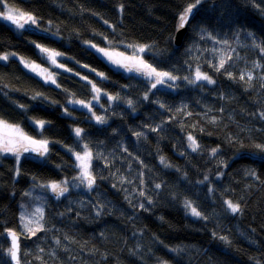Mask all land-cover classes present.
<instances>
[{"label":"trees","instance_id":"1","mask_svg":"<svg viewBox=\"0 0 264 264\" xmlns=\"http://www.w3.org/2000/svg\"><path fill=\"white\" fill-rule=\"evenodd\" d=\"M190 2L0 0V11L12 5L50 33L0 19V55L41 62L39 45L60 52L68 68L53 69L51 83L18 59L0 61V120L48 141L41 159L0 158V264H11L9 229L20 234V264H264V151L257 147L264 145V54L253 46L264 44V0H202L176 46L179 15ZM130 45L147 46L143 60L178 79L152 88L154 79L98 51ZM222 56L232 59L217 72ZM256 62L262 67L254 69ZM197 68L215 83H189ZM92 84L117 98L102 97L91 112L70 104L92 102ZM85 145L91 190L72 186L73 156ZM63 180L68 192L38 202L43 230L21 233L22 209L37 203L38 187ZM186 200L202 217L191 215ZM226 200L242 211L231 213Z\"/></svg>","mask_w":264,"mask_h":264},{"label":"snow or ice","instance_id":"2","mask_svg":"<svg viewBox=\"0 0 264 264\" xmlns=\"http://www.w3.org/2000/svg\"><path fill=\"white\" fill-rule=\"evenodd\" d=\"M202 2V0H194V2H190L188 3L187 7L184 8L183 12L179 15V28H184V26L187 24L190 16L193 15V11L194 9H196L198 7V5H200ZM4 8L6 9L5 11H0V17H2L4 20L11 22L12 24L16 25L18 28H23L25 23H31V24H36L37 23V19L35 16L28 14V13H24L21 10L16 9L14 6L9 5L7 3L4 4ZM121 11H123V5H121L120 8ZM21 20H23L24 22L21 23ZM105 23H107V21H105ZM249 35H252L251 33H249ZM93 47H96L95 45H92ZM131 47H135L136 50L140 53H143L147 46L145 45H136V46H132ZM254 47L258 48L260 50V52L262 54H264V44H256L254 43L253 45ZM37 47H39V45H37ZM41 51L43 52H49V58L52 60V62L55 64V56L59 55V53H55L50 51L49 49H45L42 48ZM98 51L103 52L106 56H108V58L110 60L113 61V63H117L119 64L121 67L126 68L128 71H136L138 73L143 74V76H145L146 78H148L149 80H153L154 82L151 84L152 88H156L157 85H161L165 83V80H169V81H175L176 79H178V77L172 75L169 72H163V71H158L156 68H154L151 64L147 63L146 61H144L142 58L138 57V56H132V57H124V60L128 61V63H123L121 60H116L113 59V54L107 52L105 49H98ZM120 56H123L122 53L117 54ZM8 57L7 56H0V59H4L6 60ZM232 57L228 56L227 59H225V57H221L219 59V62L217 65H213L214 70L217 72H220L221 70L227 71V69L225 68V65L227 63L228 60H231ZM28 66V65H26ZM36 66H33V68H35ZM262 67L260 63L256 62L254 63V69L255 68H260ZM228 76L231 78L232 77V73L228 72L227 73ZM98 75H102V74H98ZM247 75V82L249 83V85L251 86V81L253 80V74L251 71L246 73ZM86 79V78H85ZM184 79H188V77H184ZM240 80H245V74L240 75L239 77ZM262 80H264V76L261 77ZM207 81L209 84L215 83V81L211 78V76H209L207 73L202 72L199 68L196 69L195 72V79L194 80H189V83H196L197 81ZM53 83H55V81H52ZM91 83V82H89ZM264 86V85H262ZM92 88L93 91L96 92L97 94L100 93V89L97 88V86L95 84H92ZM117 97H112L109 96V99H116ZM145 99H147V94L145 95ZM77 103L80 104H84L83 101H78ZM129 104H131V101H129ZM85 107H89V105L84 104ZM161 107H163V105H161ZM260 118L264 119V112H260L259 113ZM96 120L99 123H104V119L103 117L100 116H96ZM41 127H43L44 122L43 121H38L37 122ZM156 129H153V131H155ZM0 131H2V135H0V152H5V153H12L14 155H16L17 158V162H19V151H20V147L23 148V151L27 152L30 150L29 145H34V146H38V147H32L31 150L32 151H39L41 155L47 153L48 148V141L46 140H41V141H37V140H33L31 137L26 136L25 134L22 133V131L13 125L8 124L6 121H2L0 120ZM82 129L80 128H76L75 129V134L77 137H79L81 135ZM137 136L142 135V133H136ZM188 140L191 142L190 147L192 148L193 151H196V149L199 147V145L196 143L195 139L192 136L188 137ZM258 148H260L262 151H264V145H257ZM71 151V149L69 150ZM213 154H215L216 149L212 150ZM76 156V160L79 161V167L81 169L80 172V176L76 177L75 179H79L80 182L82 184L86 183V186L89 190H91L95 184V176L92 174V172L90 171V163L89 161L92 158V153L91 151L88 150V146L85 145V150L83 155H81L80 153H75ZM161 163H165L164 157H161ZM165 166H169L167 164H165ZM252 175H255V173H251ZM207 179V178H205ZM122 182H123V178H122ZM68 181H63L61 183H52L50 184L48 187L51 188L53 193L57 194V198H59V196L64 195L66 192H68ZM156 188H160L161 185L157 184L155 186ZM211 191V190H210ZM140 195H144L143 192L140 193ZM149 203H151V201L149 200ZM225 205L227 206V210H230L231 213L236 214L241 212V207L238 203H234L231 200H226L224 201ZM184 206L187 209H190L191 215L196 216V217H202V213L200 211L197 210L196 207H194L192 205L191 201L186 200L184 202ZM140 207H144L143 204L140 205ZM40 210L37 209V212H39ZM42 218V217H41ZM206 218V217H204ZM24 217L21 216V221H24ZM29 224H31V221H28L27 223H25L24 229L28 232L31 233V235H35L37 231H41L43 230V225H39L37 228L32 229L29 227ZM9 235L12 237V243H11V247L8 248L7 250V255L10 257L11 261H14L15 264H20V260H19V244H18V237H17V233L9 230ZM221 240H224L227 242V237H220ZM57 244H59V240H57ZM41 251H43V249H41Z\"/></svg>","mask_w":264,"mask_h":264},{"label":"rangeland","instance_id":"3","mask_svg":"<svg viewBox=\"0 0 264 264\" xmlns=\"http://www.w3.org/2000/svg\"><path fill=\"white\" fill-rule=\"evenodd\" d=\"M5 10H6V9H4L3 11H5ZM0 19H3V18L0 17ZM3 20H4V19H3ZM29 24H31V23L29 22ZM19 29H21V28H19ZM38 48H39V49H38L39 54H40L41 57H42V61H41V62H40V61L38 62V61H30V60H29L30 63H29V64H26V63H25V62H26L25 59H23L22 57H20V56L17 55V54H14V53H11V54L7 53V54H2V55H0V56H7V57H8L6 60H4V59H0V61H2V62H7V61H8L9 59H11V58L18 59V60L21 62L22 66H23L28 72H30V73L33 74L34 76H37L38 78H40V79L43 80V81H49V82L53 83V82H52V81L54 80L53 69L65 70V69H68V68H66L65 64L63 63V61H62V57H61L62 54H61L60 52H56V51H52V50H50V51H52V52L59 53V55L55 56V61H56V63L54 64V63L52 62V60L49 58L50 53H49L48 55L43 54V51H41V49L44 48V47H38ZM45 49H47V48H45ZM107 52L113 54V59L121 60L123 63H128V61L124 60V57L138 56V57L142 58V53L138 52V51L136 50L135 47H131V46H127V49H123V50H118V49L115 50V49L109 48V49L107 50ZM120 53H122L123 56L117 55V54H120ZM62 56H63V55H62ZM142 59H143V58H142ZM24 63H25V65H28V66H25ZM112 63H113V61H112ZM113 64L116 65L118 68H121V69L124 68V67H121V66H120L119 64H117V63H113ZM33 66H36V67L33 68ZM26 67H27V68H26ZM93 93H94V97H93V99H92V102H90V103L84 102V104L89 105V107H85L84 104L77 103V101H74V100H71V101H70V104H71V105H75V106H77L78 108L80 107V108L85 109V110L87 109L88 111L91 112V108H92L91 103L99 104L100 99H101L102 97H104V96H105L106 98H109V96H107L106 94H104V93H102V92H100L99 94H97L96 92L93 91ZM93 119L95 120L94 117H93ZM2 121H3V120H2ZM95 121H96V120H95ZM31 123H32L36 128L40 129L41 126H40L36 121H33V120H32ZM8 124H10V123H8ZM10 125H13V124H10ZM13 126L18 127V128L22 131V133L26 135V133L23 131V129H22L20 126H17V125H13ZM2 134H3L2 131H0V135H2ZM26 136H28V135H26ZM28 137H29V136H28ZM31 138H32L33 140H37V141H41V140H42V139L40 140V139H38V138H34V137H31ZM33 146H34V145H33ZM34 147H38V146H34ZM47 148H48V145H47ZM84 150H85V146L82 148V150H81L80 152H76V153H80L81 155H83ZM88 150H89V148H88ZM89 151H90V150H89ZM47 152H48V151H47ZM6 155H14V154H12V153L0 152V158H1L2 156H6ZM15 156H16V155H15ZM22 156H23V154H19V159H21ZM73 158H74V160L76 161V168L78 169V174H77L76 177H79V176H80V172H81V169H80V167H79V163H80V162L76 160L75 153H74ZM40 159H41V158H40ZM89 163H90V171H91L92 158H91V160L89 161ZM76 177H75V178H76ZM63 181H67V180H63ZM63 181H59V182H55V183H61V182H63ZM52 183H54V182H49V183L43 184L41 187H38V190H39L40 194H39V196H38V198H37V203L33 205V208H32L30 211L26 210V208H25V209H24V208L22 209L21 216H23L25 219H24V221H21V220H20V223H21V230H20V231H21V233H23V234H27V235H31V233L28 232V231H26V230L24 229V226H23V225H24L25 223H27L28 221H31V224H29V227L32 228V229H35V228H37V227L40 225V219H41V216H42V206H41L40 204H38V202L40 201V199L44 200V198H45V196H46L47 194H51V195H52V190H51L50 187H48V186H49L50 184H52ZM81 185H85V186H86V183L82 184V183L80 182L79 179H74V180L72 181V186H73L74 189H79ZM67 187L69 188V190L71 189V188H70V183H69V182H68ZM45 193H46V194H45ZM37 209H39L40 211L37 212Z\"/></svg>","mask_w":264,"mask_h":264},{"label":"water","instance_id":"4","mask_svg":"<svg viewBox=\"0 0 264 264\" xmlns=\"http://www.w3.org/2000/svg\"><path fill=\"white\" fill-rule=\"evenodd\" d=\"M195 11H196V9H194V11H193V15H194ZM193 15H192V16H193ZM192 16H190V18H189L187 24L184 26V28H179V23H178L177 31H176V36H175V44H176V46H180V45H181V43H182V41H183V38H184V36L186 35V33H187V31H188V27H189L190 21H191V19H192ZM7 22H8L10 25H12V26H16V25L12 24V23L9 22V21H7ZM21 23H23V20H21ZM25 27H26L27 30L33 31V32H35V33H37V34H39V35H42V36H49V35H50V33H49L48 31H45V30H43V29H41V28H38V27L35 26V25L26 24ZM44 54L48 55L49 52H45ZM140 74H141V73H140ZM32 147H33V146H30V145H29L30 150L27 151V152L23 151V148L21 147V148H20V151H19V154H23V155H26V156H33V157H36V158H41V157H43L44 154L41 155L39 151H32V150H31ZM52 193H53V192H52ZM53 195H54V196H57L56 193H53ZM9 230H12V229H9ZM9 230H7V231L5 232V236H6V239H7L8 243H9V245H10V247H11L12 237L9 235ZM12 231L16 232L15 230H12ZM16 233H17V232H16ZM19 235H20V234L17 233L18 244H19V256H20V236H19ZM9 259H10V257H9ZM10 262H11L12 264H15V262H14V261H11V259H10Z\"/></svg>","mask_w":264,"mask_h":264},{"label":"bare ground","instance_id":"5","mask_svg":"<svg viewBox=\"0 0 264 264\" xmlns=\"http://www.w3.org/2000/svg\"><path fill=\"white\" fill-rule=\"evenodd\" d=\"M103 56L105 57V58H108V56H106L105 54H103ZM9 247H10V245H9ZM12 264V263H11Z\"/></svg>","mask_w":264,"mask_h":264},{"label":"flooded vegetation","instance_id":"6","mask_svg":"<svg viewBox=\"0 0 264 264\" xmlns=\"http://www.w3.org/2000/svg\"><path fill=\"white\" fill-rule=\"evenodd\" d=\"M25 24H27V23H25ZM25 24H24V26H25Z\"/></svg>","mask_w":264,"mask_h":264}]
</instances>
